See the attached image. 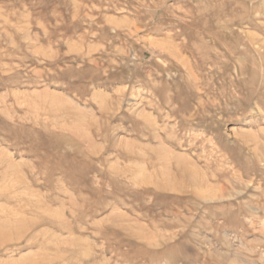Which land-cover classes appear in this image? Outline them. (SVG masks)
Masks as SVG:
<instances>
[{"label": "rangeland", "instance_id": "374dc122", "mask_svg": "<svg viewBox=\"0 0 264 264\" xmlns=\"http://www.w3.org/2000/svg\"><path fill=\"white\" fill-rule=\"evenodd\" d=\"M0 264H264V0H0Z\"/></svg>", "mask_w": 264, "mask_h": 264}, {"label": "bare ground", "instance_id": "6f19581e", "mask_svg": "<svg viewBox=\"0 0 264 264\" xmlns=\"http://www.w3.org/2000/svg\"><path fill=\"white\" fill-rule=\"evenodd\" d=\"M142 172H144V170L142 171ZM146 172V171H145ZM144 172V173H145ZM160 195H162V194H160ZM200 195V194H199ZM9 204V203H8ZM151 204V203H150ZM183 211V210H182ZM169 212V211H168ZM5 213V212H4ZM42 216V215H41ZM21 222V221H20ZM17 223V222H16ZM7 226V225H6ZM24 227V226H23ZM31 227V226H30ZM24 229V228H23Z\"/></svg>", "mask_w": 264, "mask_h": 264}]
</instances>
